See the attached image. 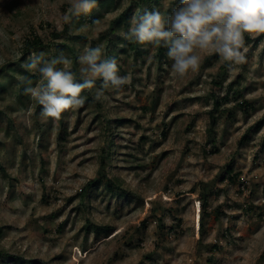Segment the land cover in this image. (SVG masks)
<instances>
[{
    "label": "rangeland",
    "instance_id": "374dc122",
    "mask_svg": "<svg viewBox=\"0 0 264 264\" xmlns=\"http://www.w3.org/2000/svg\"><path fill=\"white\" fill-rule=\"evenodd\" d=\"M178 4L98 0L64 23L70 0H0V264H264V34H245L247 63L231 72L201 52L177 77L123 34ZM34 35L46 44L23 51ZM97 46L131 83L96 101L97 79L83 107L42 118L20 84L39 74L22 65L63 54L79 74Z\"/></svg>",
    "mask_w": 264,
    "mask_h": 264
},
{
    "label": "clouds",
    "instance_id": "9594fccd",
    "mask_svg": "<svg viewBox=\"0 0 264 264\" xmlns=\"http://www.w3.org/2000/svg\"><path fill=\"white\" fill-rule=\"evenodd\" d=\"M97 6L98 0H70L63 22L70 23L73 17L88 14ZM130 23L124 39L167 48L177 77L199 71L201 52L217 54L231 72L234 65L247 63L245 34H264V0H179L167 15L153 9L134 15ZM103 51L100 46L86 47L77 57L78 75L71 70L73 61L63 54L51 59L44 52L29 56L22 67L38 73L40 79L34 83L24 76L20 84L24 94L41 106L42 118L59 120L64 111L83 107L85 97L81 93L93 89L97 79L102 84L94 94L96 101L104 98L105 89L120 90L131 83L130 75L118 74L115 58H102Z\"/></svg>",
    "mask_w": 264,
    "mask_h": 264
},
{
    "label": "trees",
    "instance_id": "16d2710c",
    "mask_svg": "<svg viewBox=\"0 0 264 264\" xmlns=\"http://www.w3.org/2000/svg\"><path fill=\"white\" fill-rule=\"evenodd\" d=\"M106 1V0H105ZM67 28H69V24H64L63 28H62V31H67ZM114 30V28H110L108 29V32H111ZM53 33H56V35H58L59 33L61 32H53ZM58 33V34H57ZM55 35V34H54ZM246 37V36H245ZM130 43V46L131 47H134L132 42H129ZM46 42L44 39H42L40 36H32V38H28L25 40L24 42V45H23V51H28V50H34L35 48H37L38 46L40 45H45ZM70 49L72 50L73 52V57L75 59L76 57V54H75V51L72 47H70ZM157 50H158V55L159 56H164L166 55L167 53V48L165 47H157ZM28 74V72H27ZM78 75V74H77ZM29 76V75H28ZM217 83H219V81H217ZM216 101V100H215ZM218 101V100H217ZM250 104V100H246V99H242L240 102H238V106H240L241 108L243 109H246V107H248V105ZM215 121V116L213 114V112L211 113V123L213 124ZM109 187H111L110 185H108Z\"/></svg>",
    "mask_w": 264,
    "mask_h": 264
}]
</instances>
